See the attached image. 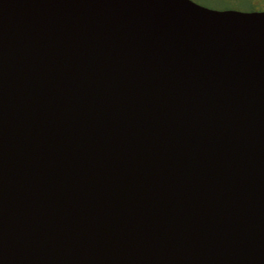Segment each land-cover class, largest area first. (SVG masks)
Segmentation results:
<instances>
[{
	"label": "water",
	"instance_id": "obj_1",
	"mask_svg": "<svg viewBox=\"0 0 264 264\" xmlns=\"http://www.w3.org/2000/svg\"><path fill=\"white\" fill-rule=\"evenodd\" d=\"M0 264H264V13L0 0Z\"/></svg>",
	"mask_w": 264,
	"mask_h": 264
},
{
	"label": "snow or ice",
	"instance_id": "obj_2",
	"mask_svg": "<svg viewBox=\"0 0 264 264\" xmlns=\"http://www.w3.org/2000/svg\"><path fill=\"white\" fill-rule=\"evenodd\" d=\"M214 3L227 4L228 6H213ZM255 0H213V2H205L202 4V7L213 9L216 11H242L246 13H264V6L261 7H240L241 4H254Z\"/></svg>",
	"mask_w": 264,
	"mask_h": 264
},
{
	"label": "clouds",
	"instance_id": "obj_3",
	"mask_svg": "<svg viewBox=\"0 0 264 264\" xmlns=\"http://www.w3.org/2000/svg\"><path fill=\"white\" fill-rule=\"evenodd\" d=\"M204 2H213V0H204ZM213 6H228L227 4H222V3H214ZM255 7H261L264 6V0H255L254 3Z\"/></svg>",
	"mask_w": 264,
	"mask_h": 264
},
{
	"label": "flooded vegetation",
	"instance_id": "obj_4",
	"mask_svg": "<svg viewBox=\"0 0 264 264\" xmlns=\"http://www.w3.org/2000/svg\"><path fill=\"white\" fill-rule=\"evenodd\" d=\"M193 1H195L196 3H199V4H203V3H201V2H198L197 0H193ZM240 7H244V8H248V7H255L254 6V4H241V5H239ZM223 7V6H222Z\"/></svg>",
	"mask_w": 264,
	"mask_h": 264
},
{
	"label": "rangeland",
	"instance_id": "obj_5",
	"mask_svg": "<svg viewBox=\"0 0 264 264\" xmlns=\"http://www.w3.org/2000/svg\"><path fill=\"white\" fill-rule=\"evenodd\" d=\"M198 2L205 3L204 0H197Z\"/></svg>",
	"mask_w": 264,
	"mask_h": 264
}]
</instances>
